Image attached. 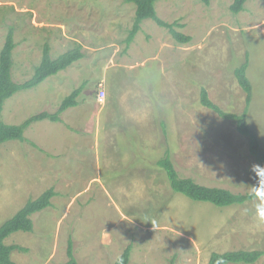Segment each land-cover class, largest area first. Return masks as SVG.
Segmentation results:
<instances>
[{
	"label": "rangeland",
	"instance_id": "rangeland-1",
	"mask_svg": "<svg viewBox=\"0 0 264 264\" xmlns=\"http://www.w3.org/2000/svg\"><path fill=\"white\" fill-rule=\"evenodd\" d=\"M232 2L156 0L158 17L191 42H177L149 19L128 44L136 6L127 0H0V52L13 29L16 83L33 76L47 44L53 59L77 45L84 53L66 70L9 98L2 112L6 124L55 112L84 83L80 104L93 103L89 119L84 110L87 122L96 119L101 87L108 105L96 132L81 128L77 135L90 146L74 153L87 162L71 175L45 174L51 143L59 141L38 137L47 125L34 122L26 142L0 145V225L46 190L57 193L52 206L32 216V232L5 240L28 249L12 253L16 264H66L70 240L80 264H114L129 245V264H208L212 253L264 251L257 199L226 208L194 202L174 193L156 166L169 151L182 178L255 193L260 178L251 166L258 162L247 137L201 105L204 88L222 110L241 114L246 96L235 69L248 61V121L264 152V0H248L239 14L231 12ZM63 79L65 90L55 92ZM255 264H264V256Z\"/></svg>",
	"mask_w": 264,
	"mask_h": 264
},
{
	"label": "trees",
	"instance_id": "trees-1",
	"mask_svg": "<svg viewBox=\"0 0 264 264\" xmlns=\"http://www.w3.org/2000/svg\"><path fill=\"white\" fill-rule=\"evenodd\" d=\"M136 6V14L133 27L130 31L127 43L131 44L141 29V24L145 20H153L159 26L167 28L173 38L179 43L191 42V37L177 32L174 24H169L158 17L155 2L156 0H127ZM204 4L209 5L211 0H202ZM248 0H233L230 10L233 14H239L245 10V4ZM14 31L10 30L5 46L0 52V145L9 141L26 142L25 131L34 123L43 120L59 121L60 115L68 108L78 105V98L82 94L86 84L76 88L61 103L55 113L42 112L31 116L19 125H8L2 119V112L5 102L16 93L37 87L47 78L55 76L66 70L75 62L84 57L82 47L77 45L75 48L67 51L56 59L50 54L49 45H45L41 63L35 68L33 76L23 82L16 83L12 79L13 50L15 49ZM249 68L248 61H245L240 67L235 69V76L242 90L245 93V108L241 114L229 113L221 109L210 98L208 91H201V105L215 112L223 120L231 121L235 125L237 132L247 137L249 142V151L258 163L264 164V152L262 150L261 140L258 133L253 129L248 121V113L252 103V85L247 76ZM166 128L164 127V131ZM32 145H34L32 143ZM156 166L162 169L167 177L169 186L174 193L182 194L194 202L209 203L218 208H226L236 205H244L256 199L255 193L236 194L232 191L218 187H208L196 183L192 178H182L175 168L169 151L163 158L156 162ZM57 195L54 189H48L38 198L28 201L13 217L0 225V264H16L12 259L14 251L27 252L28 249L19 245H7L5 240L12 234L23 231L32 232L34 224L32 216L38 212L52 206L51 200ZM132 245L127 246L123 254L114 264H129ZM68 261L66 264H80L75 255L72 240L68 246ZM264 251L261 250H238L225 253H212L208 264H255Z\"/></svg>",
	"mask_w": 264,
	"mask_h": 264
},
{
	"label": "crops",
	"instance_id": "crops-1",
	"mask_svg": "<svg viewBox=\"0 0 264 264\" xmlns=\"http://www.w3.org/2000/svg\"><path fill=\"white\" fill-rule=\"evenodd\" d=\"M66 80V79H65ZM64 79L60 80L58 83L55 82V92H60L64 91L65 87L63 85ZM84 90L80 96H83ZM68 94L67 96H69ZM66 96V97H67ZM78 98V105L75 107L68 108L65 110L61 115H60V120L59 121H50V120H43V121H38L37 123H42L44 125H47V127L50 128V130H47V127H40L38 130L39 133L37 134L40 139L45 142L49 143V139L52 140L51 137H59V141H55L51 143V151H53L52 157H47L48 159V164L43 165L45 167V171H47L45 174L46 175H51V176H66V175H71L73 174V170L76 169H83L86 166L87 158L84 157L81 154H74L76 151L82 152L83 148L90 146V142L86 141L84 138H79L77 135L81 133V128L85 129V131H94L98 129L99 126H101V118H102V112L106 109L108 105L104 104H99L97 107L96 111V119L93 122H87L88 120L85 119V112L88 113V119L90 117V114L93 111V103H85V104H80V101L82 97ZM65 97V98H66ZM64 98V99H65ZM86 100V99H85ZM88 100V99H87ZM84 101V100H83ZM61 105V104H60ZM56 106V111L59 109V106ZM94 105H97V103H94ZM49 107L47 106L46 109ZM55 111V112H56ZM47 112V111H44ZM53 112V113H55ZM50 113V112H48ZM52 113V112H51ZM52 113V114H53ZM74 133V136L73 133ZM85 134V133H84ZM44 136L46 138L44 139ZM89 137V136H88ZM63 146L65 150H62L60 147ZM91 151V150H90ZM66 156H65V154ZM72 153V154H71ZM54 157L56 159H54ZM61 158H66L70 160V163H65L64 161H61ZM77 161V162H76ZM83 162V163H82ZM71 171L69 172V170ZM44 171V172H45ZM37 173H43L40 171V168L38 167V170L36 171ZM40 175L38 174V177Z\"/></svg>",
	"mask_w": 264,
	"mask_h": 264
},
{
	"label": "clouds",
	"instance_id": "clouds-1",
	"mask_svg": "<svg viewBox=\"0 0 264 264\" xmlns=\"http://www.w3.org/2000/svg\"><path fill=\"white\" fill-rule=\"evenodd\" d=\"M251 172L255 173L258 180V184L255 183L253 190L256 195L258 203L256 204V215L260 220H264V165L256 163L251 166ZM155 221H153V225Z\"/></svg>",
	"mask_w": 264,
	"mask_h": 264
},
{
	"label": "built area",
	"instance_id": "built-area-1",
	"mask_svg": "<svg viewBox=\"0 0 264 264\" xmlns=\"http://www.w3.org/2000/svg\"><path fill=\"white\" fill-rule=\"evenodd\" d=\"M105 99H106V90L103 87H101L98 92V101L100 103H103Z\"/></svg>",
	"mask_w": 264,
	"mask_h": 264
}]
</instances>
